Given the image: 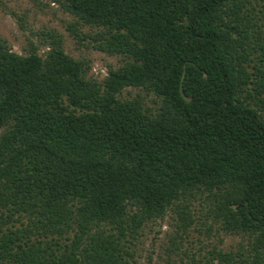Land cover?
<instances>
[{"label": "trees", "instance_id": "16d2710c", "mask_svg": "<svg viewBox=\"0 0 264 264\" xmlns=\"http://www.w3.org/2000/svg\"><path fill=\"white\" fill-rule=\"evenodd\" d=\"M56 1L122 64L0 39V264H137L169 213L165 264H264V0ZM197 221L240 241L177 262Z\"/></svg>", "mask_w": 264, "mask_h": 264}, {"label": "rangeland", "instance_id": "374dc122", "mask_svg": "<svg viewBox=\"0 0 264 264\" xmlns=\"http://www.w3.org/2000/svg\"><path fill=\"white\" fill-rule=\"evenodd\" d=\"M96 31L94 27L77 24L75 18L64 12L56 0H0V39L9 49L25 54L34 45L42 55L48 50L47 45L42 43L49 41V34H57L62 39L65 52L75 59L86 61L90 66L89 75L102 81L109 69H115L122 63L120 56H108L93 48L92 38ZM137 94L142 95L148 105L154 106L156 99L151 94L134 88L123 91L127 97ZM197 222L189 227L182 244L177 242L179 255L172 256L177 262L179 256L189 262L183 252L196 253L199 249L204 252V247H235L240 241L237 236L225 235L214 229L209 231L200 221ZM175 223L176 215L169 213L144 229L137 251V264H165L166 249L172 247L169 240Z\"/></svg>", "mask_w": 264, "mask_h": 264}]
</instances>
